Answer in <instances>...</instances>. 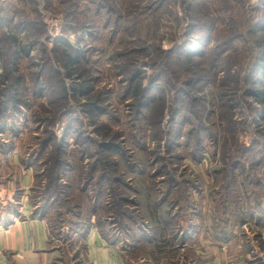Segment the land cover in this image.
I'll return each mask as SVG.
<instances>
[{"label":"rangeland","instance_id":"rangeland-1","mask_svg":"<svg viewBox=\"0 0 264 264\" xmlns=\"http://www.w3.org/2000/svg\"><path fill=\"white\" fill-rule=\"evenodd\" d=\"M262 4L0 0L1 93L13 95L17 78L23 83L20 107L1 120L0 232L44 222L46 243L34 250L35 264H264V214L251 212L264 203V163L235 154L264 140V107L246 81L259 55L250 31L264 15ZM20 48L27 54L16 55ZM77 54L83 57L75 69L68 58ZM228 56L235 65L224 73ZM201 75L195 96L203 111L190 116L212 137L203 138L196 159L189 124L168 152L154 125L136 121L132 89L140 84L164 97V110L158 105L147 117L153 122L163 110L167 135L169 107ZM229 75L238 76L237 85ZM226 144L242 166L231 183ZM57 156L64 166L51 181ZM163 164L179 184L171 191L159 174ZM1 242L0 264H28L24 251Z\"/></svg>","mask_w":264,"mask_h":264},{"label":"trees","instance_id":"trees-1","mask_svg":"<svg viewBox=\"0 0 264 264\" xmlns=\"http://www.w3.org/2000/svg\"><path fill=\"white\" fill-rule=\"evenodd\" d=\"M263 8H264L263 4H262V6H259L260 10H262ZM263 16L264 15H261V18L257 22H255V26H253V28L250 31V35L256 37L255 43L253 42L252 45H253V47L255 46L256 51H257V53H259V55L256 57L253 65H252V70L250 72V74L252 73L251 77L248 80L246 79V81L248 84L253 85V88L249 90L248 94L250 93L249 95L253 96L256 99V102L260 106L264 107V79L263 80L256 79L257 75H262L264 78V19H262ZM257 35H260V36H257ZM62 47H65V46H62ZM194 47L198 48V46H194ZM23 48H20V49H23ZM24 51H25V49H23L22 51H17L16 55H18V53H20V54L25 53ZM66 53L67 52L63 49L58 50V54L62 58H64V55H66ZM25 54H27V49H26ZM80 54H77L74 56H69V58H68V61H70L69 64L72 67H74L75 69H76V67L81 66L83 56H81ZM0 56H1V53H0ZM193 57H194V53H193ZM233 63H234L233 60H230L229 56L226 57L225 72L224 73L229 72V70H231L232 67H234L235 64H233ZM254 74H256V76L253 78ZM3 78L5 79L6 76L5 75H4V77L0 76V80ZM204 78L205 77L201 75V78H197V80H198L197 83H189V85H188L189 87H187L189 95L187 97L177 98L175 103H173L172 107H169L170 115L172 117L171 121L173 123L171 125V130L167 135H164L162 133L161 128H160V124L163 123V110H164V105H165L164 97L160 99L159 96H155L156 92L154 90H151L148 88L142 89L140 84H138L136 86L135 90H134V88L132 89V92L136 96V104L133 107V109H135L134 113H135L136 121L145 123L146 125H148L147 128L149 126L154 125L155 127H154L153 131H157V132H155L153 136H155L156 139L158 140L157 142L159 143V146L161 145L162 141L165 140V148L168 152L171 151L172 149H174L176 147V145H178L179 137H180V135L184 129L183 127L187 124H189V128L186 132L187 136L189 138L191 137V140H190L191 142L193 141L192 136H194V140L197 142L196 148H194L195 151H192L193 156L196 159H200V154L198 152L203 150V148H202L203 143H204L203 138L204 137H212V134L210 133L208 127L203 128L201 126V123L194 120L192 118L193 116H190V114H193L191 112L200 113L201 110L203 111V103L200 101V98L195 96V93L198 92L197 91V90H199L198 87H200V85H201L200 83H202ZM230 78L235 82V85L238 84V82H237L238 76L231 75ZM16 82L17 83L12 88V89L16 88L13 95L9 96V95L5 94L4 92L1 93L2 91L0 90V128H2V129H4V128H3V126H1L3 124V122L1 123V120L3 119L2 117L4 116V114H6V112L9 109L10 110L18 109L22 103L21 99L19 97L20 93H19L18 89L23 87V83H21L20 78H17ZM129 83L131 86L134 85L133 80L132 81L130 80ZM231 95H233V93L229 94V93H227V91H225V93L222 95V98L224 96V97L228 98L227 103L229 101L232 103L233 100L231 99V97H232ZM158 105H159V109L161 107V108H163V110L154 115L155 120L152 122L151 120H148L147 113L149 112V110L151 108H155ZM88 107H89V111L92 113V115H94V113H95L94 108L96 107V105L95 104H89ZM233 107H234V105L231 104L232 115L226 119L228 131L232 133V138L234 137V133H235L234 131H236L237 127H238V123L234 121V116H233V109L234 108ZM179 114H180L181 118H180V120H177V116ZM156 118L159 122L156 121ZM258 132H259V134H264V129L259 128ZM235 142H236V139H234L231 144L235 145ZM119 149H122V148L119 147ZM241 151H243L244 156H251L250 159H251L252 165L264 163V140L262 141L261 139H258L250 147L236 148L235 154H237ZM232 152H233V149L231 148V150H230V148H227V144H226L225 151H224V160H225V162L229 161L232 164L231 165L232 168H229V169L227 168L226 170H224L227 173V177H230L229 183H231L236 178L235 169L237 167H239V168L242 167L241 162H239L238 160H235L233 158ZM54 163L55 164L53 165V167L51 168L50 173H49V177H50L51 181H54V178H57L59 176V172L64 166V162H61L59 160L58 156L56 157ZM106 166L107 165H105V163H103V169L105 170L107 168V169H109V173L113 174V172L110 170V168H108ZM166 169H167V165L163 164L160 167L159 174H162V176H164L166 178L165 180L162 181V183H165L166 189L171 191L173 189V187H177L179 184L176 180V177H174L172 175V172H174V170H171L172 172H169ZM243 169L245 170L246 168L243 167ZM255 183H258V180H255ZM247 196L252 199L255 197V193L254 192H247ZM161 204L163 205V207L166 206L163 203H161ZM256 204H258V203H256ZM256 204H254L253 208H255ZM259 205H261V209L259 207L258 211L252 210L251 211L252 216H259L263 220L262 215L264 214V207H263L264 203L260 201ZM256 213H258V214L254 215Z\"/></svg>","mask_w":264,"mask_h":264},{"label":"crops","instance_id":"crops-1","mask_svg":"<svg viewBox=\"0 0 264 264\" xmlns=\"http://www.w3.org/2000/svg\"><path fill=\"white\" fill-rule=\"evenodd\" d=\"M5 233L0 232L1 244L8 243L11 248L24 251L27 257L25 261L28 264H35L37 260L33 259L35 257L34 250L44 248L46 243L47 229L44 222L38 220L25 221L18 225L15 224Z\"/></svg>","mask_w":264,"mask_h":264}]
</instances>
